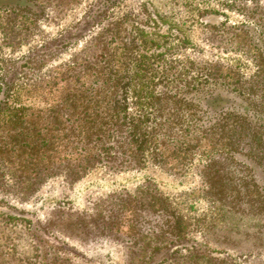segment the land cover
<instances>
[{
    "label": "rangeland",
    "instance_id": "obj_1",
    "mask_svg": "<svg viewBox=\"0 0 264 264\" xmlns=\"http://www.w3.org/2000/svg\"><path fill=\"white\" fill-rule=\"evenodd\" d=\"M31 3L29 13L20 0H0V81L41 84L123 19L168 54L169 84H189L193 101L182 122L161 128L171 143L142 168L52 178L27 198L0 193V264H264V209L257 208L264 202L257 198L264 195V0ZM49 50L55 55L39 66L27 58ZM18 91L21 102L44 105ZM205 96L219 100L211 124ZM229 97L258 117L239 121L240 111L226 108ZM223 131L262 136L259 153L248 156L250 145L226 152ZM147 183L166 211L141 206L138 190Z\"/></svg>",
    "mask_w": 264,
    "mask_h": 264
},
{
    "label": "trees",
    "instance_id": "obj_2",
    "mask_svg": "<svg viewBox=\"0 0 264 264\" xmlns=\"http://www.w3.org/2000/svg\"><path fill=\"white\" fill-rule=\"evenodd\" d=\"M20 1L33 12L31 0ZM53 55L49 50L27 58L38 65ZM167 55L145 32L130 33L121 19L103 27L71 63L50 70L41 84L0 81V193L27 198L52 178L76 182L99 167L121 172L156 159L159 148L171 143L168 134L160 138L161 128L182 122L193 101L187 98L189 84L180 89L169 84L173 67H166ZM18 90L40 97L44 105L21 102ZM227 133L221 134L228 140L226 152L241 153L250 145L248 156L259 153L262 136ZM138 191L144 209L166 211L152 202L159 198L149 183ZM257 203L264 209V202Z\"/></svg>",
    "mask_w": 264,
    "mask_h": 264
},
{
    "label": "flooded vegetation",
    "instance_id": "obj_3",
    "mask_svg": "<svg viewBox=\"0 0 264 264\" xmlns=\"http://www.w3.org/2000/svg\"><path fill=\"white\" fill-rule=\"evenodd\" d=\"M195 99L198 98V96H194ZM201 98V100H203L202 98H206L202 101V103L205 105V107L207 108L205 111H208V114H207V117L212 119V121H210L209 123L211 124L213 121H214V117H211V115L213 114L214 110L211 111V108H212V105L214 103H219V100L217 99V97L215 96H211V97H199ZM227 105H226V108H228V110H231V111H240V113L238 115H241V116H246L249 118V121L251 120H255L257 116V114L255 115L254 114V111L249 109L248 106H246L245 104L243 105L242 102L240 100H237L235 99L234 97H229V100L227 101ZM224 108H220V110H222ZM217 111V110H215ZM229 111L230 113L228 114H232V112ZM227 115V114H226Z\"/></svg>",
    "mask_w": 264,
    "mask_h": 264
}]
</instances>
